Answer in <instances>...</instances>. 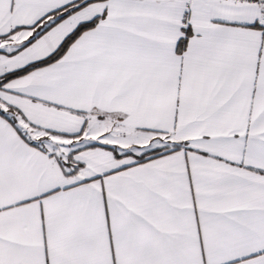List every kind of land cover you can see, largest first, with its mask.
<instances>
[{
  "label": "snow or ice",
  "instance_id": "snow-or-ice-1",
  "mask_svg": "<svg viewBox=\"0 0 264 264\" xmlns=\"http://www.w3.org/2000/svg\"><path fill=\"white\" fill-rule=\"evenodd\" d=\"M0 264H264V0H0Z\"/></svg>",
  "mask_w": 264,
  "mask_h": 264
}]
</instances>
